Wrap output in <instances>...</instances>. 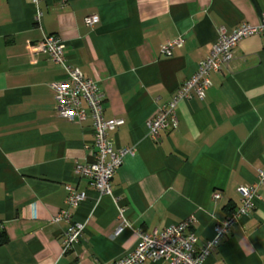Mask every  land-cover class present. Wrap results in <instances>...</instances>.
I'll return each mask as SVG.
<instances>
[{"label": "crops", "instance_id": "obj_1", "mask_svg": "<svg viewBox=\"0 0 264 264\" xmlns=\"http://www.w3.org/2000/svg\"><path fill=\"white\" fill-rule=\"evenodd\" d=\"M39 8L36 23L27 0H0V264H110L136 246L137 231L189 216L203 245L239 205L237 187L264 169V32L237 44L228 68L210 74L203 98L176 105V127L154 141L147 123L194 75L218 29L258 24L264 0H41ZM89 14L100 19L93 28L84 23ZM50 34L67 61L97 82L104 117L123 120L115 148L132 153L111 181L113 196H100L74 172L93 159L92 123L55 110L51 84L63 69L35 51ZM181 35L182 47L161 53ZM68 186L86 195L74 210ZM259 192L253 211L202 264H264V187ZM118 207L129 226L116 235ZM62 210L85 225L65 253L68 223L54 220Z\"/></svg>", "mask_w": 264, "mask_h": 264}, {"label": "built area", "instance_id": "obj_2", "mask_svg": "<svg viewBox=\"0 0 264 264\" xmlns=\"http://www.w3.org/2000/svg\"><path fill=\"white\" fill-rule=\"evenodd\" d=\"M34 8V21L39 23L41 0H27ZM100 22L97 14L84 17L87 27L93 28ZM264 32V13L260 16L258 24L240 23L231 32L224 27L218 29V37L209 53L200 60L194 75L185 81L174 93L167 105L160 107L156 115L150 119L148 136L156 141L159 133L170 125L176 127V105L193 96L203 98L210 86L209 76L220 72L230 65L234 58V48L250 35ZM184 36L166 41L160 47L164 55H171L174 48L183 46ZM63 44L57 35H44L35 47L37 53H45L50 60L63 69L61 79L51 84L55 110L59 117L76 124L91 120L92 144L94 148L93 159L86 163H76L74 172L81 178L87 179L90 185L100 196H113L111 181L123 163L125 155L132 153V149L115 148L114 131L123 124L119 118L107 119L104 117V94L99 90L97 82L86 78L80 69L71 65L63 51ZM260 187H264V169L259 170L257 181L253 184L239 185L236 189L239 195V205L233 209L222 221L214 224L213 237L200 247L197 246V237L191 230L194 217L189 216L179 222L164 227L161 231L145 233L137 231L136 246L122 257L110 264H141L144 261H166L169 264H202L217 248L219 242L225 238L232 228L243 217L248 216L255 208L256 200L261 199ZM66 203L72 210L76 209L85 199L84 192L75 191L67 187ZM212 198L218 199L219 193L214 192ZM120 225L114 234H118L128 227L123 218V208L118 207ZM54 220H64L68 227L64 232L63 253L70 251L80 240L85 225L71 220L69 210H62Z\"/></svg>", "mask_w": 264, "mask_h": 264}, {"label": "trees", "instance_id": "obj_3", "mask_svg": "<svg viewBox=\"0 0 264 264\" xmlns=\"http://www.w3.org/2000/svg\"><path fill=\"white\" fill-rule=\"evenodd\" d=\"M51 35H54V34H51ZM4 236V232H0V237ZM6 238L4 237V240H3V243L6 242Z\"/></svg>", "mask_w": 264, "mask_h": 264}]
</instances>
